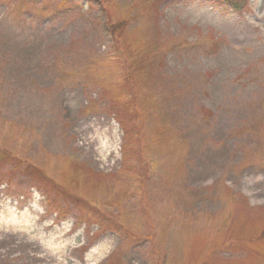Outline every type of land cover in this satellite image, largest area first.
Segmentation results:
<instances>
[{
    "label": "rangeland",
    "instance_id": "374dc122",
    "mask_svg": "<svg viewBox=\"0 0 264 264\" xmlns=\"http://www.w3.org/2000/svg\"><path fill=\"white\" fill-rule=\"evenodd\" d=\"M235 1L0 0V203L72 260L264 264V0Z\"/></svg>",
    "mask_w": 264,
    "mask_h": 264
},
{
    "label": "bare ground",
    "instance_id": "6f19581e",
    "mask_svg": "<svg viewBox=\"0 0 264 264\" xmlns=\"http://www.w3.org/2000/svg\"><path fill=\"white\" fill-rule=\"evenodd\" d=\"M89 136L82 138L85 150L103 160V150L98 148L105 131L100 132L96 127L88 128ZM91 132V135H90ZM105 161V160H103ZM0 253L2 257L20 253L31 264H98V260L105 253V246L100 245L85 256L74 259L72 244L66 239L68 230L61 229L45 234L44 229L37 230L34 218L27 212L17 215L8 204L0 203Z\"/></svg>",
    "mask_w": 264,
    "mask_h": 264
},
{
    "label": "trees",
    "instance_id": "16d2710c",
    "mask_svg": "<svg viewBox=\"0 0 264 264\" xmlns=\"http://www.w3.org/2000/svg\"><path fill=\"white\" fill-rule=\"evenodd\" d=\"M224 4L219 5H225L227 6L226 10H231L233 12H238L241 8L240 4L235 0H223ZM120 26H123L122 24Z\"/></svg>",
    "mask_w": 264,
    "mask_h": 264
}]
</instances>
